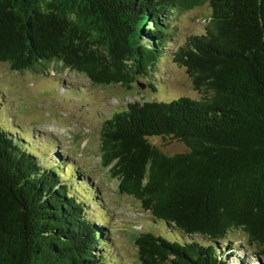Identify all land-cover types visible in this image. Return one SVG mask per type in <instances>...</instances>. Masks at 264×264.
<instances>
[{
    "label": "trees",
    "instance_id": "obj_1",
    "mask_svg": "<svg viewBox=\"0 0 264 264\" xmlns=\"http://www.w3.org/2000/svg\"><path fill=\"white\" fill-rule=\"evenodd\" d=\"M204 3L203 31L172 54L200 96L125 103L96 132L118 192L149 213L134 237L140 264H264V0H0L11 69L59 63L127 87L143 75L150 89L170 20ZM14 131L0 126V264H109L106 227L79 193L87 175ZM151 137L185 150L166 154ZM238 232L253 258L232 250Z\"/></svg>",
    "mask_w": 264,
    "mask_h": 264
},
{
    "label": "rangeland",
    "instance_id": "obj_2",
    "mask_svg": "<svg viewBox=\"0 0 264 264\" xmlns=\"http://www.w3.org/2000/svg\"><path fill=\"white\" fill-rule=\"evenodd\" d=\"M208 13L209 6L204 3L177 13L170 20L175 31L164 46L167 56H160L151 70L153 89L147 86V77L143 75H137L129 87L95 85L84 74L59 63L52 64L47 73H39L14 70L6 62H0V126L18 128L20 131L14 132L24 142L28 140L33 150L37 147L45 155L52 151L60 153L87 175L90 188L82 184L79 193L86 208L91 209L90 215L100 218L95 223L101 221L106 227L110 247L105 259L109 264H140L134 237L148 229L150 216L141 210L137 199L118 192L116 180L101 163L96 132L102 120L125 103L200 96L186 70L173 61L172 54L189 35L203 31ZM150 141L166 154L185 150L183 143L175 139L151 137ZM71 170L68 165L65 175ZM91 195L100 201L90 199ZM231 235L234 244L240 245L232 250L243 247L245 254L253 258L244 237L239 232ZM236 251L237 255L242 252ZM252 261L249 264H259L254 258Z\"/></svg>",
    "mask_w": 264,
    "mask_h": 264
}]
</instances>
